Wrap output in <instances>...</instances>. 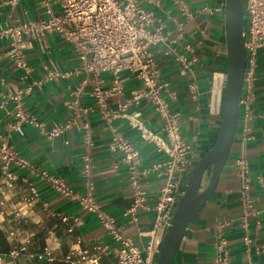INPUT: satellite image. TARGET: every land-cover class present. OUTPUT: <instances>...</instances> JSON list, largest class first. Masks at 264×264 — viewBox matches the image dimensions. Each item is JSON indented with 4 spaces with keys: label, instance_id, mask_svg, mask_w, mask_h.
Here are the masks:
<instances>
[{
    "label": "crops",
    "instance_id": "1",
    "mask_svg": "<svg viewBox=\"0 0 264 264\" xmlns=\"http://www.w3.org/2000/svg\"><path fill=\"white\" fill-rule=\"evenodd\" d=\"M195 16L186 20L172 0H157L144 5L153 12L156 39L149 50L161 67V78L177 92L172 109L181 114V132L193 144L191 164L182 175L183 185L198 159L213 146L223 115L227 54L224 33L225 0H185ZM58 11L57 0H51ZM40 0H0V28L8 22L45 17ZM183 23V25H181ZM191 47V49L188 48ZM10 40H0V145L6 144L29 161V166L11 164L5 169L0 162V232L4 247L0 264H75L67 259L77 256L75 249L93 251L100 244L106 248L103 264H116L117 242L105 230L98 217L84 209L76 199L64 196L44 181L40 170L63 178L77 193L86 191L82 175L85 152L82 120L52 139L29 123H16L15 102L10 98L16 89L31 80L42 79L48 69L71 70L78 64L73 46L56 32L43 40H34L26 50L31 71L27 74L15 66L9 54ZM185 55L190 66L183 68L179 55ZM110 83L111 74H102ZM83 77V76H82ZM71 75L44 81L24 99L26 110L44 122L46 128L65 123L71 115L66 100L71 90L82 80ZM125 87L122 95L109 99L108 108L119 110L128 100L130 91L141 86L130 72L122 73ZM92 85L87 86V90ZM82 104L94 105L89 94ZM251 107L253 115L244 119L243 108L235 131L228 159L219 181L205 206L195 216L181 241L173 264H213L218 224L227 223L223 232L229 241L231 264H264V57L261 54L256 69ZM142 111L141 119L151 131L166 139L162 121L148 101L130 105L128 111ZM93 138L94 196L102 207L114 216L124 233L143 249L149 240L156 213L140 210L133 220L125 214L132 202V187L128 171L120 155L110 150L109 120L99 108L90 113ZM120 132L140 150L142 166L163 160L167 154L154 142L144 139L123 115L111 119ZM247 129V130H246ZM246 136L248 138H246ZM244 155L250 165L251 197L258 211L247 214L241 196V181L235 164ZM11 173L13 176H8ZM162 179L150 173L143 179L147 201L152 204L160 190ZM208 181H204V187ZM248 236L251 241H245ZM45 248L51 258H39ZM17 251V254H12Z\"/></svg>",
    "mask_w": 264,
    "mask_h": 264
},
{
    "label": "built area",
    "instance_id": "2",
    "mask_svg": "<svg viewBox=\"0 0 264 264\" xmlns=\"http://www.w3.org/2000/svg\"><path fill=\"white\" fill-rule=\"evenodd\" d=\"M16 1V0H12ZM180 8L186 20L195 16L194 11L185 0H172ZM59 10L56 11L51 0H40L44 7L45 17L8 22L0 28V40H10L9 54L15 66L28 74L31 68L27 63L26 50L34 40H43L48 33L60 34L66 42L73 46L78 64L71 70L58 68L48 69L42 79L31 80L26 86L16 89L10 98L15 102L16 123H29L38 128L47 138L52 139L82 120L85 152L82 156V175L85 179L86 191L77 193L66 181L46 170H40L41 178L58 193L76 199L89 212L94 213L102 227L117 242L115 248L116 264H156L162 240L165 236L173 213L180 198L185 193L187 184L183 185L182 175L191 164L193 144L184 139L181 132V114L172 109V102L177 92L170 83L161 78V67L149 50V44L156 39L153 31L155 16L144 4L157 0H57ZM183 25V23H181ZM245 47L246 69L239 97V106L243 108L245 120L253 115L251 107L252 93L256 81V69L259 57H264V0H247L245 13ZM191 49L190 46H188ZM183 68L190 66V61L183 54L179 55ZM132 73L141 86L130 91L128 100L122 103L119 110L108 108L109 99L122 95L125 87L122 73ZM109 72L112 76L106 83L102 74ZM71 75L83 76L81 82L71 90V98L66 105L71 115L65 123H56L46 128L44 122L29 113L24 106L25 97L34 88L42 86L44 81L65 78ZM91 84L92 88L87 90ZM89 94L94 105L82 104V96ZM148 101L162 121V130L166 139L146 127L141 119L142 111L136 109L129 112L130 105L139 106ZM99 108L102 116L109 120L111 130L110 150L120 155L121 162L126 165L128 180L132 187V202L125 214L133 220L140 210H154L156 213L149 240L143 249L126 235L113 215L108 213L94 196L95 182L93 177L94 162L92 156L93 138L90 125V113ZM123 115L129 124L140 132V135L154 142L159 150L166 152L167 157L149 166H142V155L134 143L112 124L111 119ZM247 130V129H246ZM246 138H248L246 136ZM0 162L7 169L11 164L19 167L29 166V161L19 155L6 144L0 145ZM238 176L241 181V196L247 214L258 213L251 197L250 165L247 158L241 155L236 158ZM156 173L162 179L159 193L152 204L147 201V191L143 179L150 173ZM12 177L11 173H7ZM227 223L218 224L219 234L215 242L213 264H231L229 241L223 230ZM246 242L251 239L246 236ZM77 256L67 259L75 264H103L102 257L106 248L98 244L93 251L75 249ZM12 251V254H17ZM39 258H51L48 248L38 254ZM0 254V261L2 260Z\"/></svg>",
    "mask_w": 264,
    "mask_h": 264
},
{
    "label": "water",
    "instance_id": "3",
    "mask_svg": "<svg viewBox=\"0 0 264 264\" xmlns=\"http://www.w3.org/2000/svg\"><path fill=\"white\" fill-rule=\"evenodd\" d=\"M246 6L247 0H225L227 70L221 126L213 146L205 151L189 173L187 188L173 213L156 264H173L187 228L211 197L228 159L240 116L239 97L246 69ZM208 169L211 173L204 187Z\"/></svg>",
    "mask_w": 264,
    "mask_h": 264
},
{
    "label": "trees",
    "instance_id": "4",
    "mask_svg": "<svg viewBox=\"0 0 264 264\" xmlns=\"http://www.w3.org/2000/svg\"><path fill=\"white\" fill-rule=\"evenodd\" d=\"M4 236L3 234L0 232V254H4L7 252V247H4Z\"/></svg>",
    "mask_w": 264,
    "mask_h": 264
},
{
    "label": "rangeland",
    "instance_id": "5",
    "mask_svg": "<svg viewBox=\"0 0 264 264\" xmlns=\"http://www.w3.org/2000/svg\"><path fill=\"white\" fill-rule=\"evenodd\" d=\"M210 173H211V170L210 169H208L207 171H206V173H205V176H204V181H208V178L210 177Z\"/></svg>",
    "mask_w": 264,
    "mask_h": 264
}]
</instances>
